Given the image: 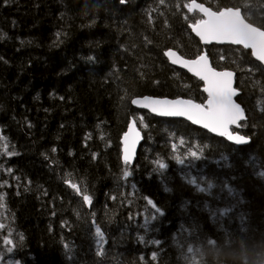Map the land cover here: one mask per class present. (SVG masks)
Returning a JSON list of instances; mask_svg holds the SVG:
<instances>
[{"label":"trees","instance_id":"trees-1","mask_svg":"<svg viewBox=\"0 0 264 264\" xmlns=\"http://www.w3.org/2000/svg\"><path fill=\"white\" fill-rule=\"evenodd\" d=\"M190 1L0 0V133L17 153H0V264H264V66L242 47L203 46L190 29L202 18L184 7ZM197 1L240 7L264 27V0ZM170 48L187 58L206 50L215 68L236 72L247 113L238 131L248 145L130 103L145 95L206 101L203 83L168 62ZM132 118L144 141L130 166L121 138ZM197 146L201 159L174 158ZM62 166L83 182L73 205L55 184ZM189 178L214 187L199 192ZM147 199L164 215L145 226L155 211Z\"/></svg>","mask_w":264,"mask_h":264},{"label":"snow or ice","instance_id":"snow-or-ice-1","mask_svg":"<svg viewBox=\"0 0 264 264\" xmlns=\"http://www.w3.org/2000/svg\"><path fill=\"white\" fill-rule=\"evenodd\" d=\"M121 3H127V0H121ZM160 3L164 4L165 0H160ZM177 7H180V5H177ZM184 7H186L189 12L198 11L203 14V18L196 20L190 27L205 43L216 41L242 45L245 49H251L252 55L259 61L264 62V27L250 23L245 15L242 14L240 7H226L222 10L213 11L212 8L197 3V0H191V2L186 3ZM149 16H151V13H149ZM185 18L187 19V17ZM59 36L60 34L58 33L57 37L59 38ZM167 54L170 57L175 55L171 51ZM220 59H224V57ZM173 63H183L185 67H188L190 71L194 72L197 77L205 82L204 91L208 94L206 103L199 104L192 100L180 98L170 100L168 98L160 99L151 97H143L142 100L140 98H133L130 100V103L149 108L153 113H157L161 116L187 117L188 120L193 121L195 124H202L205 128H209L213 132H218L221 136L227 137L229 141H233L236 144L248 143L251 139L250 137L234 133L231 130V126L233 125L241 127L240 121L246 119L244 109L233 99L238 93V89L233 87L235 73L229 70L217 71L211 66L206 53L197 56L194 60H184L181 57L173 60ZM156 83L159 82L157 81ZM140 120L142 122L143 118L141 117ZM136 124L137 120L134 118L128 131L124 134L125 163H128L131 159L135 151V145L141 138L140 130L136 127ZM184 143L185 141L181 138L179 144L183 145ZM197 147L198 150H188L185 157L176 155L174 158L180 165L185 164L187 157L199 160L203 155V148ZM172 148L175 151L177 145L174 143ZM53 151H55V149H53ZM0 153L6 154L9 157L17 154L14 151H8V140L2 133H0ZM157 166L161 170L167 168V164L162 161H157ZM8 171L11 172V169ZM129 175H131V173L125 170L124 177L127 178ZM261 175H264V173ZM187 182L194 185L199 192L210 193L211 189L214 187L211 183H208L207 187H202L201 184L197 182L196 178H189ZM69 183L77 192L81 191L76 183H71V181H69ZM4 184H7V181H5ZM165 190L171 191V189L167 188ZM229 191L231 192V189H229ZM81 195L86 204L91 206L93 198L91 195L86 194V189ZM4 199L5 194L0 192V210L5 208ZM112 199H116V197H112ZM147 203L155 211L146 218L145 226L151 221L156 220L158 216L164 215V212L153 200L147 199ZM217 211H219L221 215H226L230 209L225 208ZM215 214L216 212H213V215ZM93 224H95V220H93ZM3 227L4 225L0 224V228ZM95 236L97 238L98 254L103 255L105 235L98 224L95 226ZM10 237L11 232L3 239L4 245L7 246L6 251L8 253H12L16 247V244ZM19 239L23 240V237L21 236ZM141 239H143V237H141ZM153 243L158 244L159 241H153ZM65 247L68 248V245H65ZM189 251H191V249H189ZM152 255L153 259H155L156 253ZM3 259L4 256L0 253V261H3Z\"/></svg>","mask_w":264,"mask_h":264},{"label":"water","instance_id":"water-1","mask_svg":"<svg viewBox=\"0 0 264 264\" xmlns=\"http://www.w3.org/2000/svg\"><path fill=\"white\" fill-rule=\"evenodd\" d=\"M190 2H191V1H190ZM190 2H189V3H190ZM197 3H201V2L197 1ZM201 4H203V3H201ZM204 6H205V7H209V6L205 5V4H204ZM221 10H222V9H221ZM213 11H218V10H214V9H213ZM196 12H198V11H196ZM198 13H199V12H198ZM199 14L203 17V14H202V13H199ZM242 14H243V13H242ZM190 25H191V24H190ZM190 29H191L193 35H194L195 37H197V38L201 41V43H202L204 46H212V45H221V46H222V45H231V46H237V47H242V48H244L242 45H235V44H231V43H227V42H216V41H213L212 43H205L203 40H201V38H200L198 35H196V33L192 30L191 27H190ZM244 49H245V48H244ZM246 50H250L251 53H252V50H251V49H246ZM169 51L173 52L175 55H173V56L170 57V56L167 54ZM205 53H206V55H207V57H208V60H209V62H210V64H211V66H212L213 68H215V67L213 66V64H212L211 58L209 57L208 53H207L206 51H204V52L201 53V54H205ZM201 54H200V55H201ZM198 56H199V55H198ZM165 57H166V59L169 61V63H170L172 66H174V67H176V68H179V69H181V70H184V71H186L187 73H189L191 76H193V77H195L196 79L200 80V81L203 83V88H202V89H203V91H204V87H205V82H204V81H202L199 77H197V76L194 74V72L190 71L188 67H185V66L183 65V63H173V60H175V59H179V58H181V57H182L184 60H194V59H196L197 57H195V58H186V57H184V56H183L178 50H176V49H174V48H170V49L166 50V51H165ZM253 57H254V59H255L257 62H259L260 64H262V65L264 66V62L259 61L254 55H253ZM215 69H216L217 71L229 70V71L234 72V73H235V76H234V78H233V81H234V82H233V87L237 89V87H236V72H235L234 70H231V69H223V70H220V69H217V68H215ZM204 93H205V95H206V97H207L208 94H207L205 91H204ZM239 95H240V91L238 90L237 95L234 96L233 99L235 100L236 103H238V104L241 105V103H239V101H238V97H239ZM143 97L160 98V99L168 98V99H170V100H172V99H177V98L185 99V100H192V99H190V98H185V97H176V98H172V97H160V96H151V95L137 96V97H134V98H140V99L142 100ZM206 100H207V99H206ZM192 101H194L195 103L203 104V103H201V102H197V101H195V100H192ZM204 103H206V101H205ZM132 105H133V104H132ZM133 106H134L136 109L140 110V111H146V112H148L149 114H151V115H153V116H156V117H159V118H168V119H180V120H184V121H186V122L192 124L193 126L198 127V128H200V129H202V130H204V131L210 133V134L213 135V136H216V137H219V138H223V139H225L227 142H229L230 144H233V145H236V146H245V145H248V144L251 142V140H250L248 143H245V144H236V143L233 142V141H229V140L227 139V137H225V136H221L218 132H213V131H211L209 128H205L202 124H195L193 121L188 120L187 117H179V116H161V115H159V114H157V113H153L149 108H145V107H143V106H141V105H133ZM241 107L244 109L246 119L240 121V125L242 124V122H245V121L247 120V113H246V110H245V108H244L242 105H241ZM133 119H134V118H132V119L130 120V122H129L128 126H127V129H126L125 133L128 131L129 126L131 125V122H132ZM136 127L140 130V136H141V138L139 139V141H138V142L136 143V145H135V151H134V154L132 155V157H131V159L129 160V162L126 163V164H128V165H130V166H133V165L135 164V162H136V158H137L138 153H139V149H140V147H141V145H142V143H143V141H144L143 133H142L141 129L139 128L138 123L136 124ZM240 128H241V127H237L236 125L231 126V130H232L234 133H239L240 135L245 136L244 134H242L241 132L238 131ZM125 133H124V134H125ZM124 134L122 135V138H121V144H122V160H123V162L125 163V161H124V139H123V138H124ZM246 137H247V136H246Z\"/></svg>","mask_w":264,"mask_h":264},{"label":"bare ground","instance_id":"bare-ground-1","mask_svg":"<svg viewBox=\"0 0 264 264\" xmlns=\"http://www.w3.org/2000/svg\"><path fill=\"white\" fill-rule=\"evenodd\" d=\"M55 179L57 181V183H55V184H58L61 186L63 193H65V188L67 189V194H68V197L70 199L72 196L76 197V194L74 193V189L71 187V184L69 183V181H71V183H76L80 187V189L82 190L83 182L78 178V176L75 175L74 172H72L70 169H66V167H64V166L61 167V171L59 172V176ZM76 198L79 199L78 197H76ZM61 200H62L61 205H63V201L68 200V198H67V196L66 197L63 196ZM70 204H72V205L74 204L72 199L70 201ZM6 211L7 210H6V205H5V208L3 210H0V220H1V223L3 225H4L3 221L6 218ZM123 215H124V213H122V216ZM118 221L121 222V220H118ZM185 242H190V241H189V239H186Z\"/></svg>","mask_w":264,"mask_h":264},{"label":"flooded vegetation","instance_id":"flooded-vegetation-1","mask_svg":"<svg viewBox=\"0 0 264 264\" xmlns=\"http://www.w3.org/2000/svg\"><path fill=\"white\" fill-rule=\"evenodd\" d=\"M202 18H203V17H202ZM200 42H201V41H200ZM202 45H203V44H202ZM203 46H204V45H203ZM212 46H213V45H212ZM219 46H221V45H219ZM222 46H224V45H222ZM229 46H231V45H229ZM236 47H237V46H236ZM167 50H168V49H167ZM204 51H206V50H204ZM204 51H203V52H204ZM203 52H202V53H203ZM252 56H253V55H252ZM184 57H185V56H184ZM186 58H187V57H186ZM253 58H254V57H253ZM168 62H169V61H168ZM188 74H189V73H188Z\"/></svg>","mask_w":264,"mask_h":264},{"label":"rangeland","instance_id":"rangeland-1","mask_svg":"<svg viewBox=\"0 0 264 264\" xmlns=\"http://www.w3.org/2000/svg\"><path fill=\"white\" fill-rule=\"evenodd\" d=\"M0 224H2V223H1V220H0ZM9 263H10V264H13V261L10 260ZM14 264H16V263H14Z\"/></svg>","mask_w":264,"mask_h":264}]
</instances>
